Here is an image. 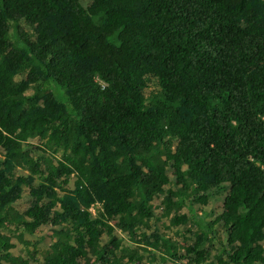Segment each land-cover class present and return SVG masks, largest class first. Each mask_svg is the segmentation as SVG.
Here are the masks:
<instances>
[{"label": "trees", "instance_id": "16d2710c", "mask_svg": "<svg viewBox=\"0 0 264 264\" xmlns=\"http://www.w3.org/2000/svg\"><path fill=\"white\" fill-rule=\"evenodd\" d=\"M216 197L177 253L159 217ZM158 243L264 264V0H0V264H141Z\"/></svg>", "mask_w": 264, "mask_h": 264}, {"label": "rangeland", "instance_id": "374dc122", "mask_svg": "<svg viewBox=\"0 0 264 264\" xmlns=\"http://www.w3.org/2000/svg\"><path fill=\"white\" fill-rule=\"evenodd\" d=\"M14 32V24L10 27L9 37L14 38L13 33ZM50 88H54L52 85ZM153 89V88H152ZM59 97V96H58ZM61 100H63L62 97H59ZM29 142H32L33 144H37L38 142L34 138H30ZM168 187H165L164 190L166 191ZM165 194L159 195V199L157 201V204L153 206L155 209H159V211H163V203L165 202ZM218 198V197H216ZM178 201L175 198V207L177 205ZM24 202L19 203L17 206L19 208H22L24 206ZM178 206H176L177 208ZM223 202L218 199H214L209 201L204 206H197L193 209L189 210L187 206H179L178 209H175L176 213H185L188 217L187 221L184 224L174 226L172 224L171 217H173V213L165 214L163 213L162 216H160L159 225L162 227V234L166 237L170 238V245L173 247V249L179 253L182 254L185 247L191 243L194 242L196 237L199 234H202L203 231H206L207 226L209 225V222L211 219H213L218 212L222 209ZM99 209V204L95 203L90 206L89 210L92 213L93 216L97 214V210ZM152 220H150L151 222ZM114 225V223L112 222ZM149 232V231H148ZM41 239H39V237ZM52 236V233L49 231V229H41V232L35 236L36 241L32 239V243L35 245H42L45 244L48 239ZM123 237V240L125 243H127L130 247H136V245L141 246L143 244L135 242V240H131L129 237L125 235H121ZM158 247V250L156 251L152 246H146L147 253H144V258L141 262V264H184V260L182 258L179 259H171L168 257V255L164 256L165 254L162 253V247H160V244L158 243L156 245Z\"/></svg>", "mask_w": 264, "mask_h": 264}]
</instances>
